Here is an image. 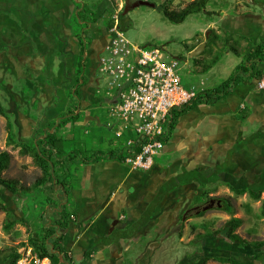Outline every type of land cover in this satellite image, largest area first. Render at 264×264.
<instances>
[{
  "label": "rangeland",
  "instance_id": "obj_1",
  "mask_svg": "<svg viewBox=\"0 0 264 264\" xmlns=\"http://www.w3.org/2000/svg\"><path fill=\"white\" fill-rule=\"evenodd\" d=\"M35 1L38 3L35 4ZM53 1H56L58 6L56 11L54 5H49V2ZM69 1L0 0V46H3V50H0V100L2 105L9 110L19 142H31L34 136H45L46 131L54 129L60 132L68 123L67 119L72 121L79 113L80 118H110L108 107L105 104L91 101L88 106L82 107L79 102L81 92L79 95L74 93V88L79 89L85 82L84 74H80L78 76L80 81L76 82L75 75L66 64L70 54L75 53L72 47L74 37L70 20L84 7L85 1L100 2L98 8L94 9L99 19L98 22L89 27H87L89 23L79 26L81 31L85 28L91 37L92 53L95 48L97 51L101 50L105 43L106 18L115 14L121 6L124 8L126 3L130 4L139 0ZM142 1L154 3L156 7L140 6L132 9L124 19V25L132 23V27L126 30V36L133 44L147 48H164L169 58L181 59L180 75L183 86L187 89L195 86V89L200 91L217 87L229 78L236 66L243 60L230 51L220 55L224 40L215 39V34L221 38H225L226 33L228 36L232 34L235 38L233 42L241 36L242 40H238L241 51L248 50L251 45L264 41V0H215L210 2L206 9L213 13L212 15L205 12L191 15L182 24H174L164 17L160 6L167 0ZM191 1L193 0H173L170 7L180 10ZM38 7H40L39 10ZM61 8L67 11L66 20L60 12ZM233 20H237L238 25L236 26L237 28L239 26L244 34L236 31L232 33L227 29L226 25L228 28L232 26ZM202 45H205V49L197 57H192L191 53ZM88 53L89 59L86 67L87 71H91L95 69L96 63L89 51ZM214 60H217L214 67L203 72L204 65ZM185 62H188L189 66H185ZM97 78L100 79V86L104 89L106 83L100 71L97 73ZM251 83L246 82L240 85L234 95L227 100V104H235ZM253 85L256 86V82ZM263 92L264 90L261 93L260 90L256 92L259 100L255 102H251L252 97H244L247 98V102L243 104L247 105L252 115L256 109L255 116L250 119V122L247 121L245 127L242 126L247 135L258 129L264 130V107L261 108L259 104V101L264 99ZM96 96L100 97L98 94ZM218 104L220 106H199L198 110H192L190 114L183 116L179 127L166 143L162 155L157 157L156 162L166 166L169 162L172 164L184 159L190 151L200 153L207 136L217 134L216 125L208 119L211 116L202 112L219 115V110L225 101ZM218 115L216 117H220ZM228 125H231L230 122ZM236 130L237 128L231 134L225 132V138L223 137L220 143H215L209 155H202L197 165L208 169L214 167L217 162L222 163L235 142ZM77 132L78 147L81 148L79 140L87 136L80 135V128ZM62 136L65 138L66 135ZM7 137V121L0 116V153L7 151L11 154L10 167L0 173V177L6 180H17L19 190V193L14 195L0 182V202L9 208L14 219L17 220V224L6 232L3 226L6 223L7 214L0 211V251L5 250L4 254L7 253V248L27 243L29 236L36 230L43 235L45 227L42 213H38L37 218L34 219V210L35 215L40 211L41 198L39 188H34L33 185L42 175L41 170L30 156L19 154V147L8 145ZM67 137L64 146L69 148ZM72 147V150L77 148L75 143ZM186 160L182 162L189 165L187 162L190 160ZM228 167H230L227 169L229 184L239 188L264 190V141H256L247 145L237 155L235 153ZM71 169L75 171L76 166L74 165ZM126 169L131 173L141 172L140 170L134 171L129 166ZM72 173H69V178H64L66 182L71 179ZM143 173L146 172L143 171ZM21 188L31 190L26 192ZM181 190L170 194L171 199L167 205L169 208H163L160 223L153 222L144 230L142 236L137 235L134 240H129L123 257L120 256L113 264H200L204 257L214 256L230 257L240 262L264 264V250L260 252L240 247L228 241L224 234L215 237L207 235L222 230L227 221L235 217L242 220L241 226L235 231L242 239L248 242L264 240V218L255 216L260 213L264 193L261 199L256 201L248 194L236 196L228 185H223L219 186L217 191L211 193L208 198L203 197L201 200H196L202 193L201 187L197 185L193 189ZM220 197L233 198L235 207L233 215L215 206L203 216H196V207L201 211L204 206L210 204L211 200L217 201ZM36 199L39 202L35 203ZM246 205L252 208V214L246 211ZM184 216L185 219H183ZM71 219L74 221L76 218L71 216ZM113 231L114 229L110 233L112 234ZM70 238L69 236L67 244ZM144 240L150 242L148 251L144 250L146 246ZM29 250L32 255L30 247L20 248L22 259L28 257ZM32 257L36 256L32 255ZM46 263L45 260L43 264ZM206 264L222 263L210 260Z\"/></svg>",
  "mask_w": 264,
  "mask_h": 264
},
{
  "label": "crops",
  "instance_id": "obj_2",
  "mask_svg": "<svg viewBox=\"0 0 264 264\" xmlns=\"http://www.w3.org/2000/svg\"><path fill=\"white\" fill-rule=\"evenodd\" d=\"M68 2L70 1L68 0ZM34 3L37 4L38 2L35 1ZM49 5H54L55 11L58 8L56 1L49 2ZM37 9L39 10L40 7ZM60 12L63 13L64 20H66L67 11H64L63 8H61ZM236 21L237 20H233L231 24L232 26L229 28L228 25H224H226L227 29L232 33L236 31L244 34L239 29V26L237 28L236 25L238 24ZM72 41L70 40L75 53L70 54L66 64L68 68H71L70 71L77 78L76 63L80 47L75 37L72 38ZM105 45H103V47ZM88 51L96 63L95 69L91 71H87L86 67L89 59ZM97 52H99V50L97 51L95 48V50L91 53L90 45L86 51V62L81 73V75L84 74L85 83H82V86L78 89L79 94L81 92V96L79 95L80 98L77 96L82 107L84 105L88 106L91 101H99L96 96V88L98 86L99 79L97 78L95 83L93 81V75L97 76ZM63 65L65 66V63ZM259 67L264 71V65H260ZM254 83L255 82H252L248 85L249 87L242 92L241 98L236 101L235 104H227V100L230 99L235 92L232 95H229L226 99L220 101H225V104L221 106L222 108L219 110V115L217 113L212 114V112H202L211 116L208 119L211 123H213V125H216L217 134L211 137L207 136V140L204 142V145L201 146L200 153L197 154L192 151L188 153L184 159L190 160L187 162L189 165L182 162L184 159L177 160L172 164L169 162L166 166L165 164L162 165L156 162V165H154L151 170L144 171L146 172L145 174L143 171H137L135 173L129 172L126 169L128 166L122 161V158L118 157L119 155H123L124 157L125 140H119L116 138L115 132L118 127L111 118H79V120L77 119L78 121L74 122L67 119L68 123H66L64 129L62 128V131H60L59 134H65V138L68 135L67 139L70 147H72L74 143L76 144L77 148H74V150H76L77 155L66 169H70V172H73V175L67 182L64 180L65 176H63V178H59L62 183L58 182L59 184H57L56 180H53L48 183L46 187L38 189L41 198L40 211L36 212L35 215L34 210V219L37 218L38 213H42L41 215L43 216V221H45L44 228H47L51 225L53 226L54 222L59 218L63 207L68 208L71 216H75L76 219L74 221L72 220L73 222L66 231H62L64 235L62 245L73 263H81L84 259V252L93 247H96V249L91 256L89 264L115 263L120 256L123 257L125 246L129 240L132 241L137 237V235L143 234L144 230L150 227L153 222L160 223V220L163 217V208H169L167 205L171 199V193L182 191L181 189L184 188L193 189L198 184L194 182L189 185L178 187L171 193H167L164 195L161 203L154 211H152L150 205L157 196L160 188L170 179L180 173H183L184 169L186 171H193L203 168V166L197 165L198 162H200L201 156L209 155L210 152L213 151L215 143H220L227 133L231 134L235 131V128H237V135L240 131L244 132L242 126H244L247 121L250 122V119L255 116L256 109L252 112L253 115L250 112L249 116L246 117L243 123L238 121L237 115L241 113V109L247 108V105L244 106L243 103L247 102L246 100L248 97L253 98L251 102L259 100V96H256V92H259L257 86L258 82L256 83V86L253 85ZM76 90L77 88H74V93ZM261 92L262 90H260V93ZM259 102L261 108L264 107V99ZM218 103L215 105L220 106ZM215 105L199 106L214 107ZM241 105H243L244 108H242ZM199 106L192 110H198ZM192 110L188 114H190ZM216 115L220 117H216ZM26 122L29 121L26 120ZM228 122H230L231 125H228ZM71 124L76 126L72 127ZM177 127H179V123ZM78 128L81 130L80 135L87 136L86 138L84 136L82 140H79L81 148L78 147L79 145L77 142ZM64 147L66 151H71L73 149V147ZM239 151L241 152L242 150ZM239 151L236 152V155ZM98 152H103L105 154L112 152L114 156L116 155V157L111 160H100L96 163H90L91 161L88 163L84 162L85 159L93 158L95 153ZM179 164L181 165L179 166ZM74 165L76 166V169L75 171H72L71 168ZM63 183H65L66 187L62 185ZM37 202H39V200L36 199L35 203ZM31 213L32 212H30V214ZM147 215H149V217L148 219H145L147 218ZM144 220H147V222L142 224ZM114 222H117V224L111 234L110 231ZM68 231L70 232L67 235ZM35 233L40 234L37 230ZM69 236L71 238L69 239V244H67ZM146 242L147 241H145L146 246L144 250L148 251L150 242ZM76 256L78 258H76ZM60 258L62 263L63 259L61 256ZM46 262H50V260H46Z\"/></svg>",
  "mask_w": 264,
  "mask_h": 264
},
{
  "label": "trees",
  "instance_id": "obj_3",
  "mask_svg": "<svg viewBox=\"0 0 264 264\" xmlns=\"http://www.w3.org/2000/svg\"><path fill=\"white\" fill-rule=\"evenodd\" d=\"M173 0H167L164 2L160 9L164 15V17L174 24H182L186 21V19L195 14H199L202 12L207 13L208 15H212L213 13L208 12L207 6L210 2L215 0H193L188 3L184 8L180 10L171 9V3ZM100 2L91 3L89 1H85L84 7L79 10L76 14L73 15L71 21V26L73 30V37L78 41L79 44V54L76 63V73L79 76L82 73L86 62V51L89 45H91V37L84 30L81 31L79 26L86 25L89 23L87 27L90 25L96 24L98 22V17L94 12V9L98 8ZM105 12H107L104 9ZM111 17L106 18L107 31L113 28L114 21ZM126 16L123 15V10L120 13V24L121 28L125 31L132 27V23L129 22L127 25H124V19ZM83 29V28H82ZM238 37V36H237ZM87 39V41H85ZM215 39L224 40V45L220 50V55L231 52L237 57L243 58L240 64L236 66L233 73L227 78L223 83L218 85L212 89H203L198 91L196 98H194L188 104L173 109L170 113L169 120L166 126V137L165 143H167L171 136L173 135L176 127L179 123L180 118L187 115L192 109L199 105H207L213 106L216 103L226 99L229 95H232L235 90L242 84L246 82H259L264 78V71L260 68V65H264V41L260 42L257 45H251L248 50L241 51L239 49V41L242 40V37H238V40L232 41L234 36H228L226 33L225 38H221L220 36L215 34ZM194 49V48H193ZM191 49V51H193ZM0 50H3V46H0ZM217 61V60H216ZM216 61H212L208 64L204 65L203 72H207L214 67ZM80 78H76V82H79ZM76 95H79L78 89L75 91ZM241 113L237 115L238 121L242 123L245 121L246 117L249 116L250 110L245 108ZM0 116H3L7 121V132H8V145L19 147V154L21 156H30L34 162V164L41 170L42 175L36 179L34 188H40L47 186L48 183L56 180V183H62L60 181L61 176L69 177L70 169H67V166L75 159L77 152L76 150L66 151L64 147L65 138L59 134V131L54 129L53 132L46 131V135L42 136H34L31 142H19L16 138V132L14 123L11 121L9 110L6 109L0 100ZM81 114H77L72 121H77L76 118H80ZM264 141V130L258 129L257 131L247 135L245 132H238L237 138L233 144V146L229 149L226 154L225 160L220 163L217 162L214 167L204 169L199 168L193 171H186L184 169L183 173L178 174L174 178L170 179L166 184H164L153 202L150 205L152 211L156 209V207L161 203L164 195L167 193H171L175 191L178 187H182L184 185H189L192 183H197L199 187L202 189V193L199 196L200 199L203 197H209L211 193L217 191L219 186L228 185L229 189L236 195L241 196L248 194L251 199L256 201L260 200L262 194L264 193L263 189L255 190L249 187H235L228 183V173L226 169L229 168L231 157L239 151L243 150L247 145H250L256 141ZM116 155L112 152L105 154L103 152L95 153L93 158L85 159L84 162L88 163H96L100 160L104 159H114ZM122 158L124 162V157L118 156ZM11 162V154L7 151H3L0 153V173L7 170L10 167ZM64 173V174H62ZM0 182L3 184L12 194H18L19 190L17 188L18 181L17 180H6L0 177ZM66 187L65 183L62 184ZM28 192L31 189H23ZM232 197H220L221 207H217L219 210L229 213L233 215L235 212V207L232 202ZM0 211L7 214L6 223L3 226V229L6 232H9L16 224L17 220L14 219L12 212L9 208L2 202H0ZM246 211L249 214H252V208L249 205H246ZM206 212L200 211L196 214V216L201 217ZM258 218H264V200H262V205L260 209V213L258 215L255 214ZM149 215H147L148 219ZM71 213L68 211V208L63 207L62 212L59 218L55 221L53 226H49L44 228L43 235L34 233L29 236L27 243H20L16 246H12L5 250L0 251V264H18L22 259V254L19 252L21 247H30L32 251V255L36 256L40 259H49L51 264H75L68 257V254L65 252V248L63 247V232L66 231L70 224L72 223ZM147 220H144L142 224H145ZM242 220L232 217L225 224L222 230L215 231L209 235L211 236H219L220 234H224L226 239L230 242L236 243L240 247H246L255 251H263L264 250V240H257L253 242H248L245 239H242L235 231L241 226ZM62 232V233H61ZM223 235V236H224ZM96 247H93L84 252V259L79 264H89L91 260V256L95 251ZM63 262L61 263V258ZM214 260L216 262L222 264H255L254 262H240L236 259L224 256H214L212 258L204 257L200 264H206L208 261Z\"/></svg>",
  "mask_w": 264,
  "mask_h": 264
},
{
  "label": "built area",
  "instance_id": "obj_4",
  "mask_svg": "<svg viewBox=\"0 0 264 264\" xmlns=\"http://www.w3.org/2000/svg\"><path fill=\"white\" fill-rule=\"evenodd\" d=\"M122 9L113 14L114 26L107 31L108 42L97 59V73L102 74L106 87L102 89L99 79L96 93L118 127L116 138L125 140L124 163L133 170L149 171L165 148L171 111L191 102L198 91L195 86H183L181 59L169 58L164 48L142 47L128 39L120 24ZM257 86L264 90V78ZM27 255L18 264L49 260L33 258L30 250Z\"/></svg>",
  "mask_w": 264,
  "mask_h": 264
},
{
  "label": "water",
  "instance_id": "obj_5",
  "mask_svg": "<svg viewBox=\"0 0 264 264\" xmlns=\"http://www.w3.org/2000/svg\"><path fill=\"white\" fill-rule=\"evenodd\" d=\"M140 6H148V7H152V8H155L156 7V4L154 3H150L148 1H142V0H139V1H136L134 3H126L125 5V8L123 10V15L126 16L132 9L134 8H138ZM205 49V45H202L200 48H198L197 50L193 51L191 53V56L192 57H197L203 50ZM215 200H211L210 201V204H208L207 206H204L201 211H204V212H207L209 210H211L212 208L215 207ZM218 207H221V204H220V201H218ZM197 209L196 213H199L200 212V209L198 208H195ZM183 219H185V216L183 217ZM117 222H114L112 228H111V231L114 229V227L116 226Z\"/></svg>",
  "mask_w": 264,
  "mask_h": 264
},
{
  "label": "flooded vegetation",
  "instance_id": "obj_6",
  "mask_svg": "<svg viewBox=\"0 0 264 264\" xmlns=\"http://www.w3.org/2000/svg\"><path fill=\"white\" fill-rule=\"evenodd\" d=\"M130 1V0H129ZM131 4V3H130ZM124 8H125V6H124ZM124 8H123V10H124ZM108 39H109V37H108V33H106V37L104 38V42L105 43H107L108 42ZM78 42V41H77ZM105 43L103 44V45H105ZM99 46V45H98ZM97 46V47H98ZM102 49V48H101ZM100 51L101 50H99V52H97V55H96V58L98 59V56H99V53H100ZM95 80H97V76L96 75H93V81H94V83H95ZM218 201H221L220 200V198L215 202V206L216 207H218ZM232 202H233V199H232ZM221 204V203H220Z\"/></svg>",
  "mask_w": 264,
  "mask_h": 264
}]
</instances>
